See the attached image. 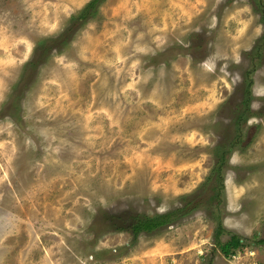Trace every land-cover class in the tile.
Here are the masks:
<instances>
[{"label": "rangeland", "instance_id": "1", "mask_svg": "<svg viewBox=\"0 0 264 264\" xmlns=\"http://www.w3.org/2000/svg\"><path fill=\"white\" fill-rule=\"evenodd\" d=\"M90 1L0 0V264H264V63L262 114L235 116L261 16L105 0L78 23ZM229 143L222 243L245 247L224 257L202 211L134 241L132 218L198 194Z\"/></svg>", "mask_w": 264, "mask_h": 264}, {"label": "trees", "instance_id": "2", "mask_svg": "<svg viewBox=\"0 0 264 264\" xmlns=\"http://www.w3.org/2000/svg\"><path fill=\"white\" fill-rule=\"evenodd\" d=\"M105 0H91L87 3L85 8L77 16V22H84L86 19L97 14L98 8ZM254 11L259 14L260 21L264 28V0H250ZM245 60H248V65L243 68L242 81L240 88L243 91L241 107L243 112L238 116L236 113L237 129L240 131L247 125L249 118L253 116H260L262 112L251 110V105L254 103L255 96L253 94L254 75L258 68L264 63V31L257 40L254 48L246 54ZM261 100H264L261 99ZM238 144V143H234ZM234 145H217L219 148L217 156H215V165L212 169L211 175L206 182L199 189V193L194 197H183L181 204L164 213H157L155 215L138 214L132 218V225L130 231L133 234L134 241L140 235H150L155 231H160L170 225H175L184 218L190 217L195 212H205L215 224L214 230V244L215 248L219 249L220 253L229 258L237 251L245 247L244 240L238 235H231L227 242L222 243V237L226 235L227 229L224 226V217L226 211V187L225 177L226 173L233 166L230 164V156L234 152ZM258 244H264V239L258 241Z\"/></svg>", "mask_w": 264, "mask_h": 264}, {"label": "flooded vegetation", "instance_id": "3", "mask_svg": "<svg viewBox=\"0 0 264 264\" xmlns=\"http://www.w3.org/2000/svg\"><path fill=\"white\" fill-rule=\"evenodd\" d=\"M34 63L37 65V67L40 65V63L36 62V60H32L31 62H29L28 66H31V65L34 64ZM218 122L220 123V127L222 126L221 128H223V127L227 128L228 126H226V125H230V122H229V124H223V123H221V122H223V121H221V120H218ZM218 125H219V124H218ZM220 127H219V128H220ZM218 131H219V130H218ZM220 132H221V129H220V131L217 132V133H218L219 136L222 137V135H221ZM231 145H232V144L229 143L227 146H231Z\"/></svg>", "mask_w": 264, "mask_h": 264}]
</instances>
